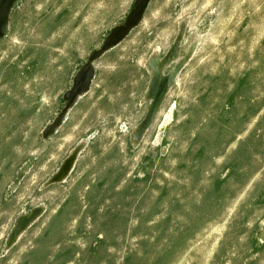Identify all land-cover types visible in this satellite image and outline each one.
<instances>
[{"label":"rangeland","instance_id":"374dc122","mask_svg":"<svg viewBox=\"0 0 264 264\" xmlns=\"http://www.w3.org/2000/svg\"><path fill=\"white\" fill-rule=\"evenodd\" d=\"M137 1L14 0L0 264H264V0Z\"/></svg>","mask_w":264,"mask_h":264},{"label":"water","instance_id":"95a60500","mask_svg":"<svg viewBox=\"0 0 264 264\" xmlns=\"http://www.w3.org/2000/svg\"><path fill=\"white\" fill-rule=\"evenodd\" d=\"M150 1L151 0H138L137 1L136 8L131 13L130 17L128 18L126 25L124 27L117 29L111 35L110 39L106 42V45L102 52L116 45L120 41H122L129 34V32L135 26H137V24L142 20L150 4ZM13 6H14V0H0V37H3L6 35V31L8 28L9 15H10V12ZM100 54L101 53H96L92 57V60L98 58ZM93 77H94V69H93V66L90 65L86 68V70L83 73L79 75V77L77 78L75 87L68 94L70 106L78 100L79 96L83 95L85 92L89 90ZM159 85H161L160 88L158 87ZM154 87H158L157 92H156L157 101L155 103L156 105L153 108V111L151 112V114L154 113V109L156 108L158 102H160L163 99L166 89H167V82L162 83V84H160L159 82L155 83ZM63 116H64V113L61 115L59 119H57V121L55 122V125L49 131L53 130L55 127H57L61 123ZM145 125L146 124H144L143 127L141 128L139 135L143 134ZM39 214H40V211H34L33 214H31L28 219L27 217L25 219H22L18 223L13 233L12 239L17 238L21 234V231L25 230L26 226H29L30 222L32 223L37 219Z\"/></svg>","mask_w":264,"mask_h":264},{"label":"bare ground","instance_id":"6f19581e","mask_svg":"<svg viewBox=\"0 0 264 264\" xmlns=\"http://www.w3.org/2000/svg\"><path fill=\"white\" fill-rule=\"evenodd\" d=\"M7 30H8V28H7ZM6 33H7V31H6ZM92 82H93V79H92ZM92 82H91V84H92ZM79 97H80V96H79ZM79 97H78V98H79ZM29 217H30V216H28L27 219H28ZM32 223H33V222H32ZM29 225H31V222H30ZM27 227H29V226H26L25 229H27ZM23 231H24V230H23ZM23 231H21V233H22Z\"/></svg>","mask_w":264,"mask_h":264}]
</instances>
